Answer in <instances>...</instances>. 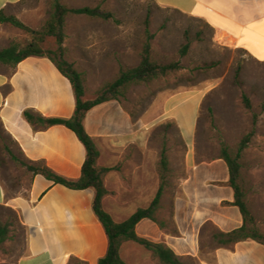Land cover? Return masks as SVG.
Instances as JSON below:
<instances>
[{"label": "crops", "instance_id": "0c3cea01", "mask_svg": "<svg viewBox=\"0 0 264 264\" xmlns=\"http://www.w3.org/2000/svg\"><path fill=\"white\" fill-rule=\"evenodd\" d=\"M161 9L195 19L212 30L219 46L243 51L264 62V0H146ZM0 12L24 21L33 13L24 0H0ZM4 25H0V29ZM87 94V93H86ZM199 87L182 86L163 99L159 121L173 120L185 143L182 174L171 203L169 223L144 219L138 237L170 248L183 264H264V244L245 240L226 244L221 234L243 226L230 171L224 160L199 157L196 130L205 99ZM86 96V95H85ZM76 98L70 81L46 57H30L12 68L0 65V125L28 164L42 163L67 180H78L86 150L63 125L44 126L25 113L45 119H70ZM86 132L100 153L98 166L110 168L103 205L122 223L121 200H155L160 188L149 161L150 122L134 117L121 101L92 109ZM95 191L55 185L32 177L26 197H9L0 182V206L14 210L26 235L16 264H99L108 252L107 234L93 212ZM150 201V202H151ZM138 202V201H136ZM125 243L121 247L124 256ZM133 264H160L153 253L133 242Z\"/></svg>", "mask_w": 264, "mask_h": 264}, {"label": "rangeland", "instance_id": "374dc122", "mask_svg": "<svg viewBox=\"0 0 264 264\" xmlns=\"http://www.w3.org/2000/svg\"><path fill=\"white\" fill-rule=\"evenodd\" d=\"M62 2L69 8L99 7L112 15L107 21L71 15L66 21L64 46L67 52L63 58L74 62L78 71L85 74V100L96 99L102 85L116 78L120 66L133 68L140 63L144 44L148 41L147 19L149 31L154 36L150 41L152 59L164 65L176 63L179 66L168 76L131 87L120 100L134 117L150 122L149 161L160 185L164 183L156 218L169 223L171 203L178 189L186 151L176 122L159 121L163 99L182 86L199 87L206 93L196 130L201 159L219 157L224 145L236 153L243 139L253 133L242 153V183L255 225L264 235V62L250 60L241 50L219 46L212 30L202 22L161 9L150 1ZM24 3L34 10L24 19L25 23L31 30H41L51 12L50 0H24ZM30 41V33L10 25L0 29V50L13 43L24 47ZM187 42H190V49L183 56L180 50ZM44 48L60 58L53 38H47ZM243 95L248 97L252 109L243 103ZM0 132V182L9 197H26L32 183V175L22 165L27 161L1 125ZM163 147L167 148L170 162L169 171L164 174L160 168ZM121 201L124 206L121 217L125 218L139 205L145 202L150 205L153 200ZM4 222H12L13 226L10 240L0 247V264H16L25 249L26 235L19 225L17 213L0 206V223ZM124 256L133 264V242L125 243Z\"/></svg>", "mask_w": 264, "mask_h": 264}, {"label": "trees", "instance_id": "16d2710c", "mask_svg": "<svg viewBox=\"0 0 264 264\" xmlns=\"http://www.w3.org/2000/svg\"><path fill=\"white\" fill-rule=\"evenodd\" d=\"M50 15L44 26L39 31L31 30L18 18L0 12V25H10L16 29L31 34V41L24 47L13 43L0 50V65L12 68L30 57H46L50 59L57 69L72 84L76 98V109L70 119H45L35 117L29 112L25 113L26 118L31 122H36L44 126L63 125L73 131L81 141L86 150V160L82 167L81 177L78 180H67L54 173L42 163L22 165L27 168L32 177L42 175L55 185H62L72 190L95 191L93 200V212L103 226L109 241V248L106 256L99 261V264H128L121 257V247L123 243L134 242L150 250L160 264H183L175 253L163 244H157L138 237L136 227L144 219L156 221V214L161 207V198L164 193V183L162 182L155 200L147 208H139L131 217L122 223L114 221L112 216L105 210L103 201L108 191L105 188V177L111 171L110 168L98 166L100 153L93 138L86 132L84 119L94 108L109 101H120L126 97L128 91L133 86L151 83L157 79L168 76L179 69L178 64H161L152 59L151 44L153 35L149 31V20L145 21V33L148 41L144 44L141 53L140 63L133 68L119 67L116 78L106 82L98 91L94 100H85L87 93V80L85 74L78 71L74 62L67 61L63 57L67 52L64 43L67 39L66 21L71 15H84L90 18L110 20L112 15L104 12L99 7L69 8L62 0H50ZM47 38H53L57 44V51L60 58L53 51L46 50L44 44ZM190 49V42H187L180 50L181 55L186 56ZM243 103L248 109H252L251 103L246 95L242 97ZM264 109V103L262 105ZM1 135V132H0ZM253 133L247 135L236 153H233L227 145H224L220 159L224 160L230 171V185L235 193L234 205L239 207L243 226L229 234H221L227 238L226 244H235L240 241L253 240L264 244V235L255 225V220L246 203V192L242 183V153L251 142ZM169 158L167 148L163 147L160 156V168L164 174L169 171ZM12 222L0 223V247L10 240ZM71 264H84L74 259Z\"/></svg>", "mask_w": 264, "mask_h": 264}]
</instances>
